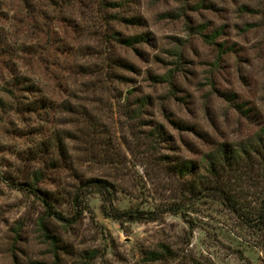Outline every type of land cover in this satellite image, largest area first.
I'll return each instance as SVG.
<instances>
[{
    "label": "rangeland",
    "instance_id": "1",
    "mask_svg": "<svg viewBox=\"0 0 264 264\" xmlns=\"http://www.w3.org/2000/svg\"><path fill=\"white\" fill-rule=\"evenodd\" d=\"M263 125L264 0H0V264H264L222 205L169 211L174 162ZM92 178L156 219L106 216Z\"/></svg>",
    "mask_w": 264,
    "mask_h": 264
},
{
    "label": "trees",
    "instance_id": "2",
    "mask_svg": "<svg viewBox=\"0 0 264 264\" xmlns=\"http://www.w3.org/2000/svg\"><path fill=\"white\" fill-rule=\"evenodd\" d=\"M113 5H118L112 2ZM144 39L143 35L120 38L119 42L133 46ZM32 106H37L32 104ZM31 107V106H30ZM37 108L32 107V110ZM172 171L183 180L177 202L171 204L169 211H195L201 201L222 205L236 221L237 230L254 239L264 252V125L258 133L245 143H221L216 149L203 154L202 159H179L174 162ZM35 180L26 185L32 193L41 197L47 207L48 215L61 221L73 224L76 219L64 215L53 205V198L48 190L38 186L42 172H35ZM87 187H92L103 198L102 210L108 217L123 221L156 219L155 211L146 212L140 208L120 209L113 203L114 185L103 178L88 180ZM40 194L42 196H40ZM77 217L87 205L86 194L79 189L73 196ZM110 203L111 207L108 205ZM57 236L54 244L58 245ZM167 248V247H166ZM163 254L156 251L150 253L151 260H159Z\"/></svg>",
    "mask_w": 264,
    "mask_h": 264
}]
</instances>
